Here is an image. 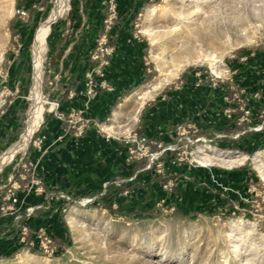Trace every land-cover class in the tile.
Returning <instances> with one entry per match:
<instances>
[{
  "label": "crops",
  "instance_id": "crops-1",
  "mask_svg": "<svg viewBox=\"0 0 264 264\" xmlns=\"http://www.w3.org/2000/svg\"><path fill=\"white\" fill-rule=\"evenodd\" d=\"M148 1L117 0L119 19L110 31L115 51L103 75L95 77L98 92L93 98L86 94V73L96 64L91 52L103 32L107 0H77V20L67 17L62 23L52 24L44 85L50 84L52 100H59V112L69 115L82 111L83 117L92 123L81 136H76L66 120L47 110L50 114L36 131L37 136L44 137L42 148L32 145L11 169H2L0 186L16 171L24 187L17 191L15 212L2 213L0 222L8 225L15 218L21 225L28 224L35 237L40 228L61 235L62 211L68 196L94 199L111 187L116 192L114 207H149L157 203L180 210L190 206L211 209L221 200L216 190L227 181L226 174L234 178L247 176L245 165L231 173L219 167L166 161L165 174L175 183L174 191H167L163 182L157 180L161 174L156 170L145 171L140 163H130L128 147L118 137L127 131L119 133L104 128L126 125L161 144L175 142L181 131L192 136L212 135L214 139L222 133L224 136L217 138V143L243 155L248 148L256 149L264 142V128L248 130L247 124H239V103L225 100L236 90L233 82L237 75L215 85L212 75L194 71L154 95L141 100L136 97L151 77L148 43L135 27ZM28 3L25 0L22 6H30ZM13 17L12 13L7 21L10 33L7 31L0 46V69L8 74L6 81L0 76V111H4L0 114V152L21 136L27 118L28 93L33 87L35 47L33 57L28 34L31 20L15 21ZM12 19L14 36L9 27ZM28 74L31 83L26 90L23 88ZM238 74L242 76L240 85L251 97L254 116L249 126L257 125L262 122L258 115L264 111V59H250ZM103 83L106 86H101ZM4 87L9 89L8 93L2 92ZM255 92L260 97H253ZM138 103L140 108L133 119L131 114ZM110 121L114 123L108 124ZM21 160L28 165L25 169H18ZM34 179L42 181L41 190L33 184ZM31 207L37 210L33 214L28 212ZM16 244L18 233L11 231L0 237V252L11 251Z\"/></svg>",
  "mask_w": 264,
  "mask_h": 264
},
{
  "label": "rangeland",
  "instance_id": "rangeland-1",
  "mask_svg": "<svg viewBox=\"0 0 264 264\" xmlns=\"http://www.w3.org/2000/svg\"><path fill=\"white\" fill-rule=\"evenodd\" d=\"M23 1L0 0V46L10 33L7 21L12 13L15 21H32L34 11H43L48 4L47 0H28L32 8H26L22 6ZM76 1L66 0V10L61 11L51 26L62 23L67 17L77 20V12H71ZM56 2L53 0L49 15ZM18 9L25 10L27 16L18 14ZM46 18L38 22L29 38L33 57L37 31ZM136 23V29L148 43L151 69L150 79L139 91L158 86L145 98L166 85L184 80L194 71L207 75L213 72L221 80L237 75L233 77V85L241 90L244 86L240 85V67L252 58L264 59V0H150ZM50 31L51 27L43 51L45 102L38 106L36 126L29 139L19 143L27 129L29 91L24 130L0 152V157L14 148L18 152L0 168V174L4 169H11L33 145L36 131L48 113L47 101L52 98L50 84L49 87L44 85V75ZM250 102L247 90V104L251 108ZM139 108L131 114L133 119ZM253 116L251 113V119ZM258 117L264 128V111ZM106 128L119 133L131 129L115 124ZM247 128L250 130L249 125ZM202 137L205 141L183 144L184 161L204 168L219 167L231 173L241 165L247 167L246 177L225 175L227 181L216 190L221 199L216 202L217 207L213 202L211 209L190 206L177 211L156 203L149 207H115V211H110L91 205L88 201L91 198L71 195L64 203L61 235L51 233L58 237L53 254L38 247L37 250L24 247L0 258V264H264V142L256 149L248 148L243 155L219 145L212 135Z\"/></svg>",
  "mask_w": 264,
  "mask_h": 264
},
{
  "label": "built area",
  "instance_id": "built-area-1",
  "mask_svg": "<svg viewBox=\"0 0 264 264\" xmlns=\"http://www.w3.org/2000/svg\"><path fill=\"white\" fill-rule=\"evenodd\" d=\"M18 14L27 16V12L23 9L17 10ZM119 14L117 9V0H107V14L103 19V32L97 37L96 45L91 52V58L96 62L95 66L86 73V94L89 98H93L97 95L98 84L95 80V77L98 75H103L104 69L110 63V57L114 54L115 47L111 44L110 31L112 30L115 22L118 20ZM135 27H138V24H135ZM243 59V58H242ZM211 79L216 85L221 77L215 73H211ZM0 76L4 81L7 80L8 74L5 70L0 69ZM101 86H106L103 83ZM2 92H9L7 87H4ZM247 91L246 89L235 90L232 95L225 96L227 102H232L236 100L239 103L240 116L238 117L239 124H249L252 122L251 119V108L247 104ZM254 97H260L259 92L253 94ZM49 110L54 112L60 119L66 120L69 124V127L74 130L76 136H81L86 128L92 123L90 119H85L83 117L82 111H75L69 115H64L59 112L60 102L59 100H48ZM4 111H0V114ZM263 129V125L259 124L256 126H250V130H260ZM180 136L173 143L161 144L151 140L147 135L140 134L134 130H128L126 133L119 134V138L125 142L128 147L129 157L128 160H138V159H147L145 169H151L154 165L156 166V171L159 174H165V162L161 160L164 154L170 153L171 158L170 162L172 164H177L185 160V157L181 153V147L183 144L185 146L190 143L191 145L205 141V137L202 136H192L185 131L180 132ZM224 134H217L216 138L223 137ZM213 139H208L212 141ZM44 141L43 136H36L33 140V145L42 148ZM154 146L157 149H154ZM25 160H21L18 169H25L27 167ZM24 179V177H21ZM33 184L37 186L38 190H41L42 181L40 179H34ZM175 183L171 180H168L163 184V187L167 191H173ZM24 186L20 178L16 177V174H12L8 178V182L0 186V191H4L3 194V204L0 206L2 213L15 212L16 204L18 203L17 191ZM70 199V196L67 197ZM92 201V199H88ZM35 211V208H28L29 214H32ZM21 216H17L20 218ZM220 220V217H218ZM30 227L26 224L21 226V236L20 241L26 243L27 249H33L38 247L43 252L53 254L55 252L54 238L53 235L46 230L45 228H40L36 231V237L33 240H29Z\"/></svg>",
  "mask_w": 264,
  "mask_h": 264
},
{
  "label": "trees",
  "instance_id": "trees-1",
  "mask_svg": "<svg viewBox=\"0 0 264 264\" xmlns=\"http://www.w3.org/2000/svg\"><path fill=\"white\" fill-rule=\"evenodd\" d=\"M47 1H48V4L45 6V9L43 11H39V10L34 11L33 19H32L31 22L29 21L30 22L29 23L30 31L28 32V34L32 33L33 29H35L37 27L38 22L41 19L44 20L49 15V12H50V10H51V8L53 6V0H47ZM23 3H25V0L23 1ZM26 8H32V6L30 5V6H27ZM73 10L77 11V6L74 3L72 4L71 12ZM12 21L13 20L9 21V27L11 29L12 34H14V26H12ZM29 56H30V53H29ZM29 60L31 62V57H29ZM25 80H26V84H25V87L23 89L28 90L29 86H30V83H31V75L30 74L26 75V79ZM50 97L54 98L53 95H50ZM49 114L50 113H47L45 117L47 118ZM249 124H247V125H249ZM22 132H23V130L21 131V133ZM37 134H38V132H37ZM37 134L35 136H37ZM18 137H19V135H18ZM154 149H157V147L154 146ZM170 158H171V154L167 153V154H164L162 156L161 160L166 162V161H170ZM130 163H140L142 165V167H145V165L147 163V159L143 158V159H138V160H132V161H130ZM152 170H156V166L155 165L151 169H147L145 171H152ZM5 173H7L6 170H5ZM15 174H16V177L19 178V174L16 171H15ZM169 179H170V177L167 174H161L160 177H158L157 180H161L163 182V184H164ZM174 189H175V186L173 188V191H174ZM113 190H114L113 187L108 188L107 191L104 194L100 195L97 198L92 199L90 204L93 205V206H102L103 208H105L107 210H110V211H115L114 202H115V199H116V192L113 191ZM3 194H4V191H0V206H1V204H3V199H2ZM174 209L177 210V211L180 210L177 207H175ZM36 211L37 210H35L33 213H35ZM1 214H2V211L0 210V217H1ZM25 216L26 215H22V218L25 217ZM19 222L20 221L19 220L17 221L15 218H13L11 224H8V225H5L4 223L0 222V237H3V236H6V235L10 234L11 231L12 232H16L17 231V233H18V244L14 245L15 247L13 248V250L9 251L10 253H8L7 251L6 252H0V258L6 257V256H11L14 253L18 252V250H21L22 248H24L26 246V243H22L20 241L21 226L22 225ZM26 225H28V224H26ZM18 226H19V228H18ZM53 238H54V242L58 241V237H54L53 236ZM28 239L29 240L35 239L34 234L31 232V228H30V233H29ZM34 250H37V249L35 248Z\"/></svg>",
  "mask_w": 264,
  "mask_h": 264
},
{
  "label": "bare ground",
  "instance_id": "bare-ground-1",
  "mask_svg": "<svg viewBox=\"0 0 264 264\" xmlns=\"http://www.w3.org/2000/svg\"><path fill=\"white\" fill-rule=\"evenodd\" d=\"M65 5H66V0H57V2L55 3V5H54V7L50 13V15L40 25V27L37 31V39H36V43H35L34 79H33V87H32V90H31V93L29 96V99L31 102H30V106H29L30 108H29L27 129H26L25 135L23 136V139L20 142L21 144L29 139L31 132L36 125V121H37V117H38V106L40 105V103L45 102V100L42 96L43 51H44L45 44H46V37H47V34H48L50 27H51V22L61 13V11L64 9ZM66 8L64 9V11L66 10ZM145 32H148V31H145ZM157 87H158L157 85H153L152 89H155ZM152 89H148L146 91L143 89L141 91H138L136 93V97L139 100H141L144 96L148 95L152 91ZM138 105H139V103L136 105L135 110L138 109ZM104 128H106V125L104 126ZM16 149L17 148L11 149L8 152H6L3 156L0 157V167L6 161L9 160V158L15 152Z\"/></svg>",
  "mask_w": 264,
  "mask_h": 264
},
{
  "label": "water",
  "instance_id": "water-1",
  "mask_svg": "<svg viewBox=\"0 0 264 264\" xmlns=\"http://www.w3.org/2000/svg\"><path fill=\"white\" fill-rule=\"evenodd\" d=\"M41 126H42V124H41ZM41 126H40V127H41Z\"/></svg>",
  "mask_w": 264,
  "mask_h": 264
}]
</instances>
